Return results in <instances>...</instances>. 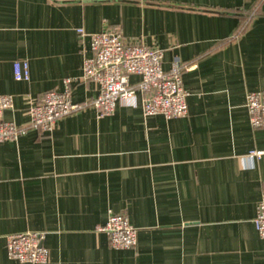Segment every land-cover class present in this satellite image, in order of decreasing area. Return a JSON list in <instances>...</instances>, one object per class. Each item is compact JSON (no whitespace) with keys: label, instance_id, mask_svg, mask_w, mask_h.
Returning <instances> with one entry per match:
<instances>
[{"label":"crops","instance_id":"0c3cea01","mask_svg":"<svg viewBox=\"0 0 264 264\" xmlns=\"http://www.w3.org/2000/svg\"><path fill=\"white\" fill-rule=\"evenodd\" d=\"M105 31L162 50L164 72L185 67V117L144 116L139 90L136 106L99 115V86L82 72L90 36ZM22 60L28 81L14 78ZM66 80L83 108L32 128L28 106ZM259 91L264 0H0V95L13 98L3 116L25 129L0 144V264H20L6 236L25 232L44 235L47 264H264L253 224L264 155L247 158L264 150L246 108ZM109 211L137 229L135 250L110 247Z\"/></svg>","mask_w":264,"mask_h":264},{"label":"built area","instance_id":"2783aa9c","mask_svg":"<svg viewBox=\"0 0 264 264\" xmlns=\"http://www.w3.org/2000/svg\"><path fill=\"white\" fill-rule=\"evenodd\" d=\"M78 34L83 30L78 29ZM92 55L83 61L82 80L99 86V94L92 105L100 116L113 113L117 106H136V91L143 95L144 116H162L166 119L182 118L187 115V92L182 86L181 74L185 69L174 62L168 72L161 67L163 51L142 44H127L118 31H105L90 36ZM14 78L17 81L29 80L28 62L13 63ZM130 76H138L140 82L132 85ZM64 82L61 92L49 91L40 100L28 106L30 126L42 132L52 131L55 123L83 108L73 103ZM13 98L0 95V144L14 142L25 133V129L4 119V112L12 109ZM246 108L252 128L264 129V91L246 95ZM264 150H253L247 158L259 159ZM255 230L264 241V190L256 207L253 220ZM108 237L110 247L115 250H135L137 229L128 221L124 213L108 212L105 225L101 229ZM44 235L40 232H25L6 236L8 258L20 264H47L49 251L42 245Z\"/></svg>","mask_w":264,"mask_h":264},{"label":"trees","instance_id":"16d2710c","mask_svg":"<svg viewBox=\"0 0 264 264\" xmlns=\"http://www.w3.org/2000/svg\"><path fill=\"white\" fill-rule=\"evenodd\" d=\"M250 17L249 16H243V18L241 19L240 25L238 26L235 35L233 36L234 38L239 36L240 34H242L244 32V30L246 29V27L248 26V23L250 22Z\"/></svg>","mask_w":264,"mask_h":264}]
</instances>
